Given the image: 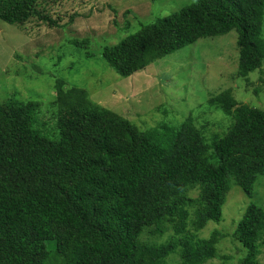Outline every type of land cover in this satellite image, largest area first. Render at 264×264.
<instances>
[{
	"label": "trees",
	"instance_id": "1",
	"mask_svg": "<svg viewBox=\"0 0 264 264\" xmlns=\"http://www.w3.org/2000/svg\"><path fill=\"white\" fill-rule=\"evenodd\" d=\"M41 1L0 0V20L56 26ZM231 31L237 75L247 78L264 64V0H195L142 23L100 55L129 77L200 38ZM64 86L57 79L53 128L40 122L38 100L0 103V264H168L173 253L180 264L216 258L220 233H196L220 222L232 185L251 195L264 176V110L233 111L232 125L212 145L192 117L177 127L141 129L85 89ZM193 188L198 197L188 194ZM170 228L167 242L142 239L146 230L161 236ZM263 232L264 207L252 203L231 233L244 251L238 264H264Z\"/></svg>",
	"mask_w": 264,
	"mask_h": 264
},
{
	"label": "rangeland",
	"instance_id": "2",
	"mask_svg": "<svg viewBox=\"0 0 264 264\" xmlns=\"http://www.w3.org/2000/svg\"><path fill=\"white\" fill-rule=\"evenodd\" d=\"M193 1L42 0L41 8L56 26L37 18L23 25L0 20V103L11 96L38 100L40 122L53 128L57 109L51 102L61 79L64 88L85 89L90 100L141 129L177 127L192 117L213 145L232 125L233 111L243 105L264 110V64L247 78L238 77L235 31L200 38L129 77L119 76L100 55L104 46L136 32L142 23ZM188 194L198 197L199 189ZM225 197L220 222L209 221L196 233L200 238L220 233L218 256L205 264H238L244 256L231 233L250 204L264 207V176H258L251 195L232 185ZM172 235V228L161 236L149 229L142 239L164 243ZM259 260L264 263V232ZM167 263L180 264L179 255L171 254Z\"/></svg>",
	"mask_w": 264,
	"mask_h": 264
}]
</instances>
